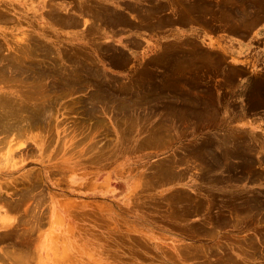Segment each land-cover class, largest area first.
I'll return each instance as SVG.
<instances>
[{"label":"rangeland","instance_id":"obj_1","mask_svg":"<svg viewBox=\"0 0 264 264\" xmlns=\"http://www.w3.org/2000/svg\"><path fill=\"white\" fill-rule=\"evenodd\" d=\"M96 1L0 0L4 61L61 86L48 123L0 133V264H264V0H98L119 24Z\"/></svg>","mask_w":264,"mask_h":264},{"label":"bare ground","instance_id":"obj_2","mask_svg":"<svg viewBox=\"0 0 264 264\" xmlns=\"http://www.w3.org/2000/svg\"><path fill=\"white\" fill-rule=\"evenodd\" d=\"M98 1V0H97ZM96 1V2H97ZM204 1H206V0H204ZM96 2H93V3H96ZM100 2V1H99ZM99 2H97V6L98 7H95L94 8V6H93V9L90 7L89 9L91 10H94V9H96L95 11H97L96 13H91V16H92V14H95V16H92L93 18H98L102 23H105V22H110L111 23V21H112V24H116L115 22L113 23V21H117V20H115L116 18H118L117 16L119 15V12L118 11H113V12H110V13H105V16L104 17H102L100 14H101V12H102V10H103V4H101V3H99ZM207 2V1H206ZM204 3V2H203ZM208 3V2H207ZM248 3H249V1H248ZM181 3H179V5H180ZM195 3H193V5H194ZM254 4V3H253ZM252 4V5H253ZM91 5V4H90ZM183 5V4H182ZM181 5V6H182ZM197 5V4H196ZM204 5H206L205 3H204ZM212 5V4H211ZM181 6H179L180 8H181ZM210 5H206V7H209ZM213 6H214V4H213ZM243 6V5H242ZM262 6V5H261ZM86 7V6H85ZM198 7V6H197ZM229 7V6H228ZM233 7V6H232ZM235 8H236V6H234ZM260 7V6H259ZM259 7H257V9L259 8ZM264 6H262V8H263ZM80 8V7H79ZM84 8V7H83ZM87 8V7H86ZM183 8V9H182ZM181 9H182V11L183 10H187L186 9V7H185V9H184V7H182ZM196 8V7H195ZM222 7H220V9H221ZM235 8H233V9H235ZM252 8V7H251ZM89 9H86V10H88V11H90ZM133 9V8H132ZM131 9V10H132ZM137 9V11H139L138 10V8H136ZM136 9L134 8V11H136ZM150 9H152V8H150ZM150 9H148L149 11H150ZM181 9H179V10H181ZM229 9V8H228ZM264 9V8H263ZM85 10V11H86ZM199 10V9H198ZM237 10V9H236ZM250 10V9H249ZM256 10V9H255ZM262 11V9L260 8V9H258V11ZM88 11H86V12H88ZM136 11V12H137ZM188 11V10H187ZM200 11V10H199ZM257 11V10H256ZM260 11V12H261ZM141 12V11H140ZM148 11H146V13H147ZM181 12V11H180ZM198 12V11H197ZM231 12H233V11H231ZM90 13V12H89ZM88 13V14H89ZM152 13V12H151ZM205 13V12H204ZM258 13V12H257ZM85 14V13H84ZM98 14H99V16H98ZM150 14V13H149ZM182 14V13H181ZM185 14V13H184ZM213 14H216V13H213ZM223 14V13H222ZM221 14V15H222ZM225 14V13H224ZM235 14V13H234ZM259 14V13H258ZM142 16H143V14H141ZM197 15H199V14H197ZM200 15H201V13H200ZM205 15H206V13H205ZM152 16V15H151ZM233 17H236V16H233ZM233 17H231L230 19H232ZM240 17V16H239ZM75 18H72V19H70L69 21V23H70V25H71V23H74V22H76L75 20H74ZM185 19V18H184ZM235 19V18H234ZM183 20V19H182ZM242 20V19H241ZM233 21H235V20H233ZM66 22H68V21H66ZM236 23H237V21H235ZM249 22V21H248ZM256 22H257V20H256ZM68 23V24H69ZM204 23V22H203ZM206 23V22H205ZM230 23H232V22H230ZM242 23H244V22H242ZM117 24H119V22L117 23ZM234 24V23H233ZM107 25V24H106ZM239 25V24H238ZM241 26H242V24H240ZM240 26V27H241ZM249 26H250V23H249ZM246 27V26H245ZM244 27V28H245ZM237 28V27H236ZM247 28V27H246ZM249 29V28H248ZM236 30V29H235ZM244 31V30H243ZM233 32H235L236 33V31H233ZM232 32V33H233ZM249 32V31H248ZM243 35L245 34V31H244V33L243 32H241ZM247 33V32H246ZM241 35V34H240ZM40 44V43H39ZM42 44V43H41ZM194 45V44H193ZM39 46H41V45H39ZM40 48V47H39ZM38 47H36V46H34V50H35V54L36 55H40V54H47V55H49V52H47V50H44L43 48H40L39 49ZM2 48H1V45H0V52L2 53ZM204 51H205V49H204ZM193 53V52H192ZM201 53H203V54H205L204 52H200V54ZM3 54V53H2ZM7 54V53H6ZM42 54V55H43ZM194 54V53H193ZM47 55H45V57L47 58ZM202 55V54H201ZM190 56V55H189ZM189 56H187L186 55V57H189ZM4 56H1L0 55V79H2V80H4L5 78H15V77H19L18 79L22 82V85H21V92L19 93V92H9V93H0V133H3L4 135H6L7 134V132H9V131H12V130H15V131H17V132H20V131H26L27 129H28V127H32L31 125H33V126H35L36 124H37V122L38 123H42V122H45V123H48L49 121H50V119H51V116H52V113H53V110H54V106H52V103H53V100L52 99H54L55 100V98H50V99H48L47 98V96H51L50 94H48L49 92H51L50 90H52L51 89V87H53V86H56L57 88H61V86L59 85V84H57V85H55L54 83H53V79H55L54 78V75L52 74V76L50 77V79H51V82L48 84L47 83V87L46 86H44V84L45 83H43L42 81H41V83H40V86L39 85H36L35 86V84L32 82V81H34L32 78V74L29 72V73H27L26 74V72H25V70L27 69L28 70V68H27V66H32V64H33V66L35 67V69H36V72H37V77L39 78H43V76H47V75H51L50 74V72H53L52 70H51V65H45V64H37V63H31V62H29L28 64H26V63H24V62H14V61H11V59L12 58H9L8 59V62H5L4 60H5V58H3ZM183 57H184V55H183ZM63 58H65V57H63ZM66 58H70V55L68 56V57H66ZM193 58H196L197 59V54H196V57L194 56H192V59ZM185 59H187V58H185ZM184 59V60H185ZM190 59V58H189ZM219 59V58H218ZM194 60V59H193ZM193 60H189V62L190 61H192L193 62ZM211 60H215V58L214 59H211ZM217 60V59H216ZM215 60V61H216ZM196 62H197V60H195ZM219 61V60H218ZM200 61H198V63H197V65L198 64H200L199 63ZM210 62V61H209ZM201 63H203V61L201 62ZM211 63H214V62H211ZM204 64V63H203ZM202 64V65H203ZM192 65H193V63H192ZM191 65V66H192ZM202 65H200V66H202ZM211 65V64H210ZM217 65V64H216ZM80 67H85V66H87V67H91L92 65L91 64H80L79 65ZM199 66V67H200ZM206 66H209V64L208 65H206ZM214 66V65H213ZM182 67V66H181ZM215 67V66H214ZM218 67V66H217ZM217 67H215L214 69H216ZM49 69V70H48ZM233 69V68H232ZM237 69V68H236ZM244 69V68H243ZM48 70V71H47ZM84 71H86L85 69H84ZM87 71H90L89 69L87 70ZM95 72L97 73V74H99L100 75V73L97 71V70H95ZM171 72H174V71H171ZM195 72V71H194ZM197 72V71H196ZM199 72V71H198ZM197 72V73H198ZM207 72V71H206ZM226 72V71H225ZM84 74V73H83ZM153 74V73H152ZM173 73H171V75H172ZM190 74V73H189ZM201 74V73H200ZM99 75H98V77H99ZM175 75V74H174ZM198 75V74H197ZM209 75V74H208ZM228 75V74H227ZM48 76V77H49ZM190 76V75H189ZM189 76H188V78H189ZM194 75H192V77H193ZM200 76H202V75H200ZM210 76V75H209ZM257 76V75H256ZM80 77V76H79ZM93 77V76H92ZM94 77H96V76H94ZM151 77H153V76H151ZM227 77V76H226ZM231 77V76H230ZM263 77V76H262ZM72 78H75V77H72ZM71 78V76L70 77H67L66 78V84L68 85V86H73V84H74V80ZM77 78V77H76ZM81 78V77H80ZM206 78V77H205ZM253 78H255V77H253ZM253 78H252V80H253ZM30 79V80H29ZM45 79H46V77H45ZM78 79V78H77ZM90 79V78H89ZM93 79V78H92ZM95 79H97V78H95ZM94 79V80H95ZM153 79V78H152ZM172 79V78H171ZM183 79V78H182ZM186 79V78H185ZM185 79H183L184 81H185ZM198 79V78H197ZM36 80V79H35ZM41 80H43V79H41ZM84 80H85V77H84ZM102 80V79H101ZM100 80V81H101ZM156 80V79H155ZM191 80V79H190ZM196 80V79H195ZM194 80V81H195ZM207 80V79H206ZM62 81V80H61ZM90 81V80H89ZM92 81V80H91ZM157 81H159V80H157ZM169 81V80H168ZM174 81V80H173ZM188 81V80H187ZM187 81H185V82H187ZM191 81H193V79L191 80ZM199 81V80H198ZM54 82H56V81H54ZM60 81L58 80V82H56V83H59ZM163 82H165V80L163 81ZM170 83H171V81H169ZM176 82H177V80H176ZM180 82V81H179ZM54 85H53V84ZM95 83H96V80H95ZM166 83V82H165ZM189 83V82H188ZM195 83V82H194ZM200 83V81L198 82V84ZM107 84V83H106ZM164 84V83H163ZM53 85V86H52ZM96 86L98 85L99 86V88H100V90L101 91H104L107 87H105L104 86V84L103 83H100V84H95ZM108 85V84H107ZM197 85V84H196ZM196 85H194V86H196ZM202 85H203V83H202ZM82 87V85H79V87ZM185 86H187V84L185 85ZM200 86V85H199ZM206 86V85H205ZM159 87V86H158ZM178 87H179V85H178ZM249 87V86H248ZM254 87V86H253ZM84 88V87H83ZM159 88H161V87H159ZM172 88V87H171ZM183 88L185 89V88H187V87H184V85H183ZM182 88V89H183ZM191 88V87H190ZM189 88V89H190ZM169 89V88H168ZM172 89H174V88H172ZM195 89V88H194ZM205 89V88H204ZM249 89V88H248ZM247 89V90H248ZM259 89V88H258ZM95 90V89H94ZM98 90V89H97ZM165 91L167 90L166 88L164 89ZM170 91H171V89H169ZM55 91H57L58 92V90H55ZM55 91H54V93H55ZM161 91H163L162 90V88H161ZM175 91V90H174ZM173 91V93H176V92H174ZM177 91V90H176ZM179 91V90H178ZM181 91V90H180ZM192 91H193V89H192ZM196 91H197V88H196V90H194V92L196 93ZM264 91V90H263ZM164 92V91H163ZM186 92V91H185ZM205 92H206V89H205ZM155 93V92H154ZM157 93V92H156ZM162 93V92H161ZM161 93H159L160 95H158V97H157V99L159 98L160 99V97L159 96H161L162 94ZM167 93V92H166ZM166 93H165V95L163 94V96H166ZM178 93V92H177ZM180 93V92H179ZM178 93V94H179ZM183 93V92H182ZM193 93V92H192ZM197 93H198V91H197ZM202 93V91L200 92V94ZM212 93V92H211ZM255 93V92H254ZM264 93V92H263ZM57 94V93H56ZM181 94V93H180ZM185 95H187L186 93H184ZM203 95H201V96H204V93H202ZM54 95V94H53ZM155 95V94H154ZM153 95V96H154ZM169 95V94H168ZM177 95V94H176ZM195 95V94H194ZM208 95H210V94H208ZM259 95H262V94H259ZM171 96V95H170ZM169 96V97H170ZM172 96H173V94H172ZM172 96H171V98H172ZM175 96V95H174ZM180 96V95H179ZM198 96V95H197ZM206 96V95H205ZM263 96H264V94H263ZM182 97V96H181ZM190 96H189V93H188V97L187 98H189ZM262 97V96H261ZM29 98H34V100L33 101H28V99ZM82 98V97H81ZM80 98V101L82 100ZM152 98V97H151ZM156 98V97H155ZM168 98V97H167ZM183 98V97H182ZM182 98H181V100H182ZM199 98V97H198ZM207 98V97H206ZM161 99H163V98H161ZM175 99V98H174ZM177 99V98H176ZM190 99H191V97H190ZM209 99V98H208ZM84 100V99H83ZM92 100V99H91ZM155 100V99H154ZM183 100H184V98H183ZM207 100V99H206ZM255 100V99H254ZM86 101V100H85ZM95 101H96V99H95ZM95 101L92 103V105H91V107L90 108H94L97 104H94L95 103ZM156 101V100H155ZM162 101V100H161ZM256 101H258V100H256ZM91 102V101H90ZM99 102V101H98ZM80 103V102H79ZM97 103V102H96ZM194 103V102H193ZM200 103V102H199ZM150 105V104H149ZM149 105H147V106H149ZM158 106H159V104H157ZM197 105V103H195V105L193 104L192 106H196ZM251 105V104H250ZM98 106V105H97ZM176 106V105H175ZM179 106V105H178ZM177 106V107H178ZM191 106V107H192ZM85 107V106H84ZM182 107V106H181ZM180 107V108H181ZM96 108V107H95ZM143 108V107H142ZM151 108V107H150ZM159 109H160V107H158ZM158 108H157V112H158ZM163 108V107H162ZM164 108H166V107H164ZM172 108H174V106H172L171 107V109ZM187 108H189V109H191L190 107H189V105H187ZM83 109V108H82ZM85 109H87V108H85ZM133 109V108H132ZM144 109V108H143ZM148 109V108H147ZM155 109V108H154ZM166 109H169V110H171L170 109V107H168V108H166ZM182 109H183V107H182ZM192 109H193V107H192ZM126 110H129L128 108H125V109H123V111H126ZM138 110H139V107H137V109H136V111L134 112H132V114L133 113H137L138 112ZM148 110H150V109H148ZM173 111L175 110V109H172ZM180 110L181 109H179V112H180ZM183 110H185V109H183ZM194 110V109H193ZM206 110V109H205ZM208 111H210L209 109H207ZM85 111V110H84ZM144 111V110H143ZM155 111V110H154ZM166 111V110H165ZM195 111H198L197 109L195 110ZM203 111V110H202ZM178 112V111H177ZM178 112V113H179ZM184 111H182V113H183ZM186 112V111H185ZM205 112V111H204ZM207 112V111H206ZM83 113V112H82ZM195 113V112H194ZM199 113V112H198ZM201 113V112H200ZM145 114H147L146 112H145ZM176 114V113H175ZM143 115V114H142ZM198 115V114H197ZM202 115H203V112H202ZM144 116V115H143ZM196 116V115H195ZM135 117H136V120L137 121H139L140 119H141V117L142 116H140V115H138V114H136L135 115ZM139 117V118H138ZM197 117V116H196ZM195 117V118H196ZM147 118H148V116H147ZM199 118V117H198ZM146 119V118H145ZM202 119V118H201ZM203 119H205V118H203ZM148 120H150V119H148ZM153 120V119H152ZM146 121V120H145ZM205 121V120H204ZM156 122V121H155ZM154 122V123H155ZM124 123V122H123ZM149 124V123H148ZM153 127H155L154 125H153ZM166 130H168V129H166ZM205 146V145H204ZM205 148H207V147H205ZM211 149H213L212 147H210ZM203 149H204V147H203ZM205 150V149H204ZM206 152H208V150L206 149ZM212 152V151H211ZM194 153V152H193ZM209 153V152H208ZM202 154V153H201ZM183 155H185V154H183ZM194 155V154H193ZM200 155V154H199ZM198 156V155H197ZM200 157V156H199ZM199 157H196V158H199ZM3 158L0 156V161L2 160ZM177 159L178 158H176V159H170V161H166V162H163V163H161V164H159L158 166L159 167H157V169H156V171H159L160 173H159V175L160 176H167L170 172H171V169H170V166L174 163V162H176L177 161ZM202 159H203V157H202ZM209 159V158H208ZM199 160V159H198ZM212 160V159H211ZM214 160V159H213ZM212 160V161H213ZM219 161L217 162V164H218V166L221 164L220 163V159H218ZM205 161H207V160H205ZM209 161V160H208ZM211 161V162H212ZM203 162V161H202ZM215 162V161H214ZM201 163V162H200ZM213 163V162H212ZM211 163V164H212ZM204 165H205V162L203 163ZM202 164V165H203ZM216 165V164H215ZM205 166H207V165H205ZM221 166V165H220ZM243 166V165H242ZM213 167V166H212ZM207 169H209V168H207ZM243 172H245V171H243ZM202 175H204V174H202ZM227 175V174H226ZM244 176V175H243ZM218 177V176H217ZM219 177H220V175H219ZM223 178V177H222ZM213 179V178H212ZM27 196L28 195H30V192L28 193V191H27ZM25 194V195H26ZM177 194H179L182 198H180L179 196H175V199L177 200V201H179L180 203H183V198H184V196H183V192H180V193H177ZM23 195V194H22ZM21 195V196H22ZM222 196V195H221ZM225 197V196H224ZM241 197V196H240ZM18 198V197H17ZM242 198V197H241ZM235 199V198H234ZM233 199V200H234ZM237 199V198H236ZM228 200V199H227ZM233 200L231 201V202H233ZM243 200H244V197H243ZM229 201V200H228ZM246 203L248 202L247 200L245 201ZM199 203V202H198ZM203 203V202H202ZM226 203V202H225ZM231 204V203H230ZM244 204V203H243ZM248 204V203H247ZM200 205H202V204H200ZM244 207H246V206H244ZM243 207V208H244ZM252 207H254V205L252 206ZM242 208V207H241ZM251 208V207H250ZM250 208H249V210H250ZM256 209H258V208H256ZM254 210V211H257V210ZM252 210V209H251ZM222 212V211H221ZM244 213V212H243ZM219 214H220V211H219ZM213 216V215H212ZM219 217V216H218ZM210 218H212V217H210ZM243 218V217H242ZM227 219V218H226ZM210 220V219H209ZM211 221V220H210ZM228 221V220H227ZM218 222V221H217ZM220 222V221H219ZM246 222V221H245ZM227 223V222H226ZM227 225V224H226ZM223 226V225H222ZM198 231V230H197ZM207 232H208V230H206ZM210 231V230H209Z\"/></svg>","mask_w":264,"mask_h":264}]
</instances>
